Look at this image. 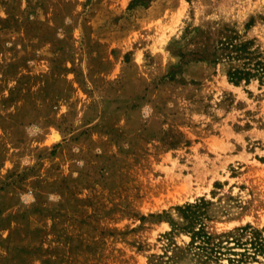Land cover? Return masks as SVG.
Here are the masks:
<instances>
[{
    "label": "rangeland",
    "instance_id": "rangeland-1",
    "mask_svg": "<svg viewBox=\"0 0 264 264\" xmlns=\"http://www.w3.org/2000/svg\"><path fill=\"white\" fill-rule=\"evenodd\" d=\"M230 30L264 60V0H0V264L242 263L264 81L201 57Z\"/></svg>",
    "mask_w": 264,
    "mask_h": 264
},
{
    "label": "trees",
    "instance_id": "trees-1",
    "mask_svg": "<svg viewBox=\"0 0 264 264\" xmlns=\"http://www.w3.org/2000/svg\"><path fill=\"white\" fill-rule=\"evenodd\" d=\"M254 19L247 23V28L251 27ZM221 39L218 40L217 43L214 44V47L211 51L207 52L208 56L201 55L202 58H209L211 56L212 62H218L221 59L228 58L230 63H232L227 71L229 79L236 84H239L241 81L245 80L246 82H250V80L254 77L260 79L261 82L264 81V60L262 58V53L258 52L256 49H252V44L254 43L253 39L243 40L241 37L242 34L238 32H234L232 30L227 31ZM238 62V64H234ZM207 204L204 198L195 203H188L185 206H179V209L184 214V216L188 219V224L185 226L189 228V232L191 233L192 241L199 238L201 241L206 244L199 245V247H205L207 249L208 258L211 257V254L214 255L216 252V256L218 252L221 250L216 249L215 246H210V234L206 231L203 220H201V216L203 215L202 207ZM199 223V227L196 229L195 224ZM253 237L249 240L239 242L235 241V245L228 246L229 249H234L235 247H243V252H233V254H239L241 257L234 258L237 261H241L240 264H246L248 261L246 258L251 255L248 244H251V247H255L254 253L257 251H264V237L260 230H253ZM237 244V246H236ZM254 255V254H253Z\"/></svg>",
    "mask_w": 264,
    "mask_h": 264
},
{
    "label": "bare ground",
    "instance_id": "bare-ground-1",
    "mask_svg": "<svg viewBox=\"0 0 264 264\" xmlns=\"http://www.w3.org/2000/svg\"><path fill=\"white\" fill-rule=\"evenodd\" d=\"M56 137H57V138L60 137L59 134H57Z\"/></svg>",
    "mask_w": 264,
    "mask_h": 264
}]
</instances>
